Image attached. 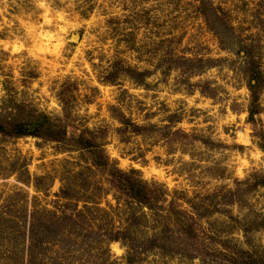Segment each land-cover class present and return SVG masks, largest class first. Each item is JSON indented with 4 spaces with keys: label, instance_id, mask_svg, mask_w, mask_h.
I'll use <instances>...</instances> for the list:
<instances>
[{
    "label": "rangeland",
    "instance_id": "rangeland-1",
    "mask_svg": "<svg viewBox=\"0 0 264 264\" xmlns=\"http://www.w3.org/2000/svg\"><path fill=\"white\" fill-rule=\"evenodd\" d=\"M204 1L233 27L229 48L209 30L200 0H0V112L12 100L65 120L70 132L88 128L121 170L140 171L169 200L177 194L188 212L198 205V243L178 241L135 264H236L237 249L264 253V228L255 223L264 190L244 184L264 178V92L252 124L242 51L253 47L264 73V0ZM180 58L213 63L190 77L171 70ZM129 68L149 73L144 86L126 76ZM89 160L36 138H0V264H28L22 228L33 214L80 212L76 233L84 236L70 264H127L125 240L103 235H164L160 218L126 202ZM237 190L240 203L222 207ZM220 242L230 252L219 254Z\"/></svg>",
    "mask_w": 264,
    "mask_h": 264
},
{
    "label": "trees",
    "instance_id": "trees-1",
    "mask_svg": "<svg viewBox=\"0 0 264 264\" xmlns=\"http://www.w3.org/2000/svg\"><path fill=\"white\" fill-rule=\"evenodd\" d=\"M200 3V12L209 30L219 39L221 46H228V48L232 46L231 35H233L234 29L231 25L224 23L221 9L208 6L204 0H200ZM253 50V47L246 46L242 51L245 52L247 58L246 77L251 94L249 122L255 124L263 112L261 97L264 92V73L260 68V60L256 59ZM179 62L182 63L181 66L175 64L171 70H180L190 77L205 72L210 68L209 64L213 63L210 60L190 58H180ZM125 74L139 86H144L149 78L148 72H139L133 68L127 69ZM201 93L204 94V92ZM7 104V108L0 112V138L19 140L31 137L60 145L70 152L86 153L92 166L108 178L111 187L120 197L129 204H134L143 210L147 209L154 216L160 218L159 232H164V235H162L163 233L157 234L145 241L131 238L128 231L103 235V239L109 243L125 240L128 247L127 264H135L138 256L145 253L153 251L168 253L165 250L171 246L177 247L178 241L182 242L178 246L182 248L190 242L198 243L201 239L204 232L198 230L201 221L197 210L198 205L193 204L191 206L193 212H188L179 205L177 194L172 195V199L169 200L170 193L164 186L146 181L138 170H121L117 163L111 160L104 145L88 128L70 132V125L65 120L53 118L31 106L17 104L12 100H9ZM122 124L127 127L131 126L132 133L143 134L144 132L143 127L135 126L129 120H124ZM244 184L249 187L250 192L258 189L264 190V178L259 175H252ZM242 197L239 190L226 192L222 198V207L238 204ZM42 213L46 214L47 212ZM78 215L80 212L72 209L62 212L59 216L52 212V219L43 220L34 214L26 219L22 230L29 243L28 264H70V260L75 258L76 253L73 246L78 238L84 236L82 232L76 233V228L79 227ZM131 220L139 222L140 226L143 222V218L136 215H131ZM260 221L258 222L256 219L255 223L264 228V214ZM58 226L62 230H59ZM164 237L168 238L164 239ZM174 239L175 241L172 242ZM220 244L225 246L221 245L218 248L220 249L219 254L224 251L230 252L231 249L224 248L229 245V242H220ZM230 255L236 259L234 261L236 264H264V253H250L237 249L236 253L230 252ZM192 256L199 258L198 255L193 254Z\"/></svg>",
    "mask_w": 264,
    "mask_h": 264
}]
</instances>
